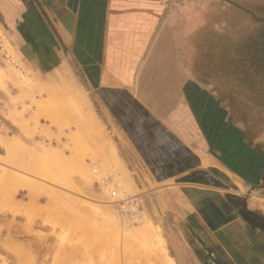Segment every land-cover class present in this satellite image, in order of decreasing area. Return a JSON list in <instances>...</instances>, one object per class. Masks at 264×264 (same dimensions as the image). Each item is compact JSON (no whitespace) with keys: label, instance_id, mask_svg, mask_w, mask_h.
I'll use <instances>...</instances> for the list:
<instances>
[{"label":"rangeland","instance_id":"obj_1","mask_svg":"<svg viewBox=\"0 0 264 264\" xmlns=\"http://www.w3.org/2000/svg\"><path fill=\"white\" fill-rule=\"evenodd\" d=\"M192 4L200 17L191 24L201 27L191 38L194 73L250 139L261 135L264 0ZM22 21L19 31L0 11V264H22L25 252L29 264H210L194 240L204 239L201 226L189 233L188 211L170 208L179 183L157 182L132 161L109 115V128L101 124L77 57L35 9ZM46 162L44 179L35 172ZM239 239L222 241L230 256L218 247V264H246Z\"/></svg>","mask_w":264,"mask_h":264},{"label":"crops","instance_id":"obj_2","mask_svg":"<svg viewBox=\"0 0 264 264\" xmlns=\"http://www.w3.org/2000/svg\"><path fill=\"white\" fill-rule=\"evenodd\" d=\"M189 3L0 0V11L20 31L35 9L61 50L77 57L103 127L107 114L133 162H144L157 182L179 183L170 208L188 211L189 233L201 226L205 237L194 240L210 264H218V247L230 256L222 241L236 235L243 261L264 264V133L250 139L194 73L191 38L201 27L191 17L199 22L200 8Z\"/></svg>","mask_w":264,"mask_h":264},{"label":"bare ground","instance_id":"obj_3","mask_svg":"<svg viewBox=\"0 0 264 264\" xmlns=\"http://www.w3.org/2000/svg\"><path fill=\"white\" fill-rule=\"evenodd\" d=\"M7 140V139H6ZM2 141H4V140H2ZM10 141V140H9ZM14 141V140H13ZM11 142H12V140H11ZM4 143V142H3ZM5 144V143H4ZM6 147H7V150H10V148H11V146H9V143H6ZM50 170H52L53 171V168H52V165L49 163L48 164V162H46V163H43L42 165H41V167H40V169H39V171H36L35 173L37 174V175H39V176H41V177H47V175L49 174V172H50ZM54 175V174H53ZM49 178V177H48ZM45 179V178H44ZM59 179V178H58ZM55 180H57V177H56V179H55V177L54 176H51V182L52 181H55ZM49 181V180H48ZM65 184H67V183H65ZM71 188V190H76L77 189V187H75V186H73V187H70ZM2 198V197H1ZM80 201V200H79ZM11 202V201H10ZM9 202V203H10ZM81 202L83 203V202H85L84 200H81ZM80 202V203H81ZM13 204V203H12ZM13 206V205H12ZM85 206V205H84ZM38 215V214H37ZM51 222V221H50ZM51 224V223H50ZM25 226H26V224H25ZM24 228V227H23ZM35 232V231H34ZM32 233V232H31ZM35 234V233H34ZM39 234H40V232H39ZM42 235V234H41ZM47 236V235H46ZM10 237V236H9ZM38 241H39V239H38ZM11 247H13V246H11ZM8 248H10L9 247V245H8ZM18 248V247H17ZM41 248V247H40ZM46 248V247H45ZM18 250H19V248H18ZM17 250V251H18ZM20 251V250H19ZM82 252V251H81ZM18 253H20V252H18ZM24 253V252H23ZM66 254V253H65ZM115 253H113V255H114ZM20 255H21V253H20ZM19 255V256H20ZM27 257H26V256ZM35 256V255H34ZM67 256V255H66ZM29 257L30 256H28L27 254H26V252L23 254V261H21V263L22 264H29V262H31L30 261V259H29ZM116 257H118L117 256V254H116ZM21 258V257H20ZM33 258V257H32ZM37 258V257H36ZM136 259V258H135ZM22 260V259H21ZM33 261V260H32ZM35 261V260H34ZM160 262H163V261H160ZM109 264H112V263H109ZM158 264V263H157ZM162 264H164V262L162 263ZM165 264H173V262H171V261H166L165 262Z\"/></svg>","mask_w":264,"mask_h":264},{"label":"trees","instance_id":"obj_4","mask_svg":"<svg viewBox=\"0 0 264 264\" xmlns=\"http://www.w3.org/2000/svg\"><path fill=\"white\" fill-rule=\"evenodd\" d=\"M242 208H244V210L247 212V209H245L244 205H242ZM245 211H244V212H245ZM250 212H252V211H250ZM250 212H248V213H250ZM254 215H256V216H258V217L260 216L259 214L255 213V212H254Z\"/></svg>","mask_w":264,"mask_h":264}]
</instances>
